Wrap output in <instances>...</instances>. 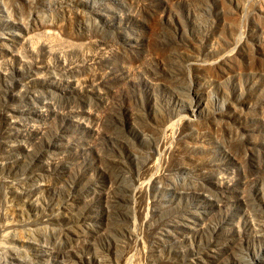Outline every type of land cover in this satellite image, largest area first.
Instances as JSON below:
<instances>
[{"label": "rangeland", "instance_id": "obj_1", "mask_svg": "<svg viewBox=\"0 0 264 264\" xmlns=\"http://www.w3.org/2000/svg\"><path fill=\"white\" fill-rule=\"evenodd\" d=\"M0 264H264V0H0Z\"/></svg>", "mask_w": 264, "mask_h": 264}]
</instances>
